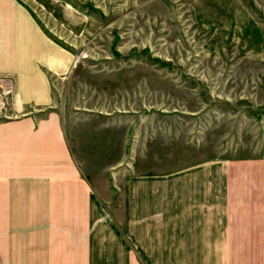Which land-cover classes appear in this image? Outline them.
<instances>
[{
	"label": "crops",
	"instance_id": "obj_1",
	"mask_svg": "<svg viewBox=\"0 0 264 264\" xmlns=\"http://www.w3.org/2000/svg\"><path fill=\"white\" fill-rule=\"evenodd\" d=\"M22 1L0 0V75L14 79V116L0 119V264H264L259 157L128 172L122 227L108 217L63 116L35 113L57 102L90 19L65 0Z\"/></svg>",
	"mask_w": 264,
	"mask_h": 264
},
{
	"label": "rangeland",
	"instance_id": "obj_2",
	"mask_svg": "<svg viewBox=\"0 0 264 264\" xmlns=\"http://www.w3.org/2000/svg\"><path fill=\"white\" fill-rule=\"evenodd\" d=\"M65 1L90 23L57 102L35 113L63 116L117 225L128 172L264 159V0ZM13 80L0 75L3 120Z\"/></svg>",
	"mask_w": 264,
	"mask_h": 264
}]
</instances>
